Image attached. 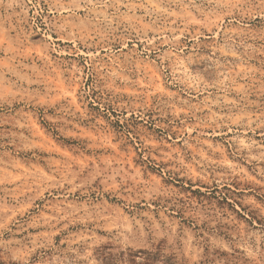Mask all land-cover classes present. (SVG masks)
Segmentation results:
<instances>
[{
  "label": "rangeland",
  "instance_id": "374dc122",
  "mask_svg": "<svg viewBox=\"0 0 264 264\" xmlns=\"http://www.w3.org/2000/svg\"><path fill=\"white\" fill-rule=\"evenodd\" d=\"M0 264H264V0H0Z\"/></svg>",
  "mask_w": 264,
  "mask_h": 264
}]
</instances>
